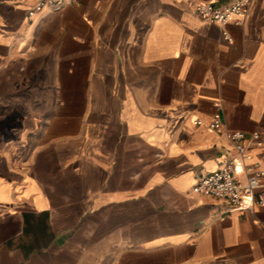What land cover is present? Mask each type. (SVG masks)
Instances as JSON below:
<instances>
[{
    "label": "crops",
    "instance_id": "obj_1",
    "mask_svg": "<svg viewBox=\"0 0 264 264\" xmlns=\"http://www.w3.org/2000/svg\"><path fill=\"white\" fill-rule=\"evenodd\" d=\"M0 0V264H264V207L191 191L258 133L264 0ZM195 120L200 124L196 125Z\"/></svg>",
    "mask_w": 264,
    "mask_h": 264
},
{
    "label": "built area",
    "instance_id": "obj_2",
    "mask_svg": "<svg viewBox=\"0 0 264 264\" xmlns=\"http://www.w3.org/2000/svg\"><path fill=\"white\" fill-rule=\"evenodd\" d=\"M75 3L77 0H70ZM66 0H37L27 10V19L35 14L47 10H59ZM251 0H231L224 6L214 1L198 2L194 8L197 17L214 22L222 27L221 35L227 42L231 36L225 29L228 23L240 25L245 17ZM196 125L200 124L195 120ZM207 128L217 134H225L230 142L224 162L215 171L202 175L192 186L191 191L202 196H209L224 201L229 206V212L242 211L254 206L264 207V170L253 161L248 147L252 142L261 146L262 141L258 133L250 135L242 131H228L224 129L222 119L214 117Z\"/></svg>",
    "mask_w": 264,
    "mask_h": 264
}]
</instances>
